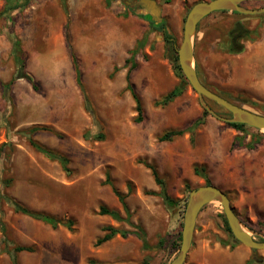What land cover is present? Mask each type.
Returning <instances> with one entry per match:
<instances>
[{
    "label": "rangeland",
    "instance_id": "obj_1",
    "mask_svg": "<svg viewBox=\"0 0 264 264\" xmlns=\"http://www.w3.org/2000/svg\"><path fill=\"white\" fill-rule=\"evenodd\" d=\"M157 1L163 6L165 29L179 48L187 14L201 0ZM263 2L253 0L245 6L260 7ZM68 4L70 17L61 0H31L13 15V29L24 47L25 72L37 88L20 78L9 96L5 85L17 65L10 25L0 17V148L8 144L0 174L12 181L5 194L32 210L71 222V228H53L16 212L10 200H3L0 220L6 225L9 248L34 249L18 253V264L170 263L179 252L174 242L182 234L190 193L206 182L196 168L204 167L211 182L230 196L243 223L257 239H264V129L250 126L240 132L205 114L200 96L176 69L164 31L148 17L130 12L121 0H68ZM5 6L6 0H0V16ZM68 18L95 118L76 82L65 40ZM238 22L249 32L233 46L231 31ZM144 36L147 43L136 55L132 71L144 109V119L138 123L137 103L127 89L129 68L124 64L129 50L137 47L135 41ZM194 49L199 76L210 89L264 114V82L254 81L258 72L264 76V17L214 12L199 24ZM179 85L184 90L174 102L155 104ZM206 101L227 117V109ZM199 118L203 123L193 139L190 133L170 141L159 139ZM36 126L45 128L31 132ZM99 133L103 139L92 138ZM255 137L260 139L254 148L248 147ZM31 138L66 155L71 173L35 149ZM144 162L157 167L175 207ZM108 172L126 195L129 212L106 183ZM102 205L120 211L123 220L100 214ZM223 214L219 201L202 209L185 264H247L251 259V264H264V250L255 253L233 237ZM107 226L129 234L96 245ZM7 247L0 228V264H14Z\"/></svg>",
    "mask_w": 264,
    "mask_h": 264
},
{
    "label": "trees",
    "instance_id": "obj_2",
    "mask_svg": "<svg viewBox=\"0 0 264 264\" xmlns=\"http://www.w3.org/2000/svg\"><path fill=\"white\" fill-rule=\"evenodd\" d=\"M31 0H6V6L4 8V10L1 13V18H4L7 23H9L10 25V36L13 38V50H12V55L14 56L16 65H17V70L14 73L12 79L5 85V93L6 96H9L8 94L10 93L13 85L15 84V82L20 79V78H26L28 79L30 82L33 83L34 88H37L36 83L34 82L33 78L27 74L25 72V58H24V47H23V43L22 41L17 37L14 29H13V15L19 11H22L24 8H26V6L29 5ZM247 2L250 1H246L243 3V5L245 6ZM257 2H263V1H258ZM264 3V2H263ZM61 4L62 7L66 13V15L68 17H70V11H69V4H68V0H61ZM264 4H262L260 7H263ZM255 8H259V7H255ZM128 10L130 12H133L136 14L135 10L132 8H128ZM217 12H231L233 14L236 15H243V16H248V17H264V14H260V15H245L236 11H227V10H223V11H217ZM142 17H145L144 15H139ZM151 24H153L154 26H156V28L163 30L164 34H165V42L168 44V46L170 47V49H172L173 54H174V59H175V66L176 69H178V71L180 72L181 76L184 78V74L182 72V69L179 65V60H178V44L177 42H175L173 35L171 34V32L168 29H165V25L163 23V21L159 24H157L155 21L151 20ZM71 25V21L70 18H68V21L65 25V40H66V44L69 50V54L71 56L74 68H75V72H76V82L78 84V86L80 87L85 99H86V106L87 109L89 110V112L92 114V116L95 118V113L93 111V109L91 108L90 102H89V97L87 95V91H86V86L83 82L82 79V74H81V67L79 64V60H78V56L74 50L73 44H72V39H71V29L70 26ZM147 43V37L144 36L142 39L138 40L136 45L137 47H134L132 49L129 50V54L130 56L125 60V64L124 66L128 69L126 78H127V89L132 93L133 98L135 99L136 103H137V112L138 115L135 119L136 122L140 123L143 121L144 119V109H143V104H142V99L139 96V94L136 92L133 82H132V71L133 69L137 66V63L135 61L136 59V55L139 53V50L143 49V47L146 45ZM139 47V48H138ZM116 70H119V67H116ZM183 86L179 85L178 87L174 88L172 91H170L169 93H167L165 96H163L160 100L155 101V104L157 106H168L170 103L174 102L175 99L177 97H179L182 93H183ZM223 97L227 98L225 95L220 94ZM231 101L232 98H227ZM209 100V99H207ZM215 102V101H214ZM235 102V101H233ZM217 103V102H216ZM237 103V102H235ZM238 104V103H237ZM240 105V104H239ZM221 106V105H220ZM223 107V106H221ZM205 114H209V112L207 110L204 111ZM227 117H232L231 112L228 111V114L225 115ZM202 118H199L197 120H195L192 124L188 125L185 128H181V129H174V130H169L167 132H165L164 134H162L160 136V140L161 141H170L173 140L177 137L183 136L185 133H190L191 137L193 139L194 133L196 131V129H198L200 127V125L202 124ZM229 126L235 128L236 130L240 131V132H244L247 130V128H249V125L243 124V123H227ZM45 127L42 126H36L33 127L31 129V132H36L37 130L40 129H44ZM90 135H86V137H89ZM95 140H100L104 138V134L103 133H99L98 135H93L92 137ZM260 139L258 137H255V139H253L251 141V143L248 145V147L250 148H254L257 140ZM236 141H240L241 143V138L240 137H236ZM30 142L32 144V146L37 149L38 151L44 153L47 157H49L50 159L57 161L60 163V165L62 166L63 170L66 173H71V169L69 167L70 165V161L69 158L64 155L63 153L56 151L52 148H49L45 145H43L42 143L34 140V139H30ZM8 146L7 143H5L4 145H2V147L0 148V160L3 159V156L6 152V147ZM144 164L151 169L157 183L159 185H161L164 188V195L166 197V199L168 200L169 204L172 207L176 206V201L171 199L166 193H165V186H164V181L161 179L159 171L157 169V167L153 164H150L148 162H144ZM2 163H0V168ZM196 172L197 174L201 175L204 179H205V184H213L210 180L209 175L206 172V168H202V170L196 168ZM1 177V182H0V203L7 199L10 200L14 206V209L16 212L22 213L24 215L30 216L36 220L42 221L50 226H52L53 228H59L60 225H68L70 228V224H66L63 221H61L58 217L53 216L49 213L46 212H41V211H35L30 209L29 207L25 206L24 204L16 201V200H12L10 199L6 194H5V187H7L8 185L11 184V180L10 179H4L3 176L0 174ZM106 183L110 184L113 188V191L115 192V194L120 198V200L122 201L125 209L127 212H129V208L127 205V201H126V195L121 193L113 184L112 179H111V174L108 172L107 173V178H106ZM205 208V207H204ZM100 214L102 215H110L112 216L114 219L116 220H123V217L121 215V212L115 209H109L108 207H106L105 205H102L100 207ZM224 217V222H225V226L227 228V230L233 235V232L229 226L228 220L226 218V216L223 214ZM0 228L1 231L3 232V236H4V241L6 243V245L8 246L6 248L7 252L11 255V257L13 258V263L14 264H18V253L20 252H25V251H33V247L31 246H27V245H17L15 246L13 249L9 248V241H8V237H7V229H6V225L5 223L0 220ZM105 230V234L97 239L96 245H102L110 240H112L113 238H115L118 234H120L123 237H127L129 234L128 230L125 229H119V228H115L112 226H107L104 228ZM140 237L143 241V245L144 248H148V242H147V238L144 232L140 233ZM260 240H264V239H260ZM181 241H182V234H179L178 239L174 242L175 244V249L178 250L180 249L181 246ZM253 259L249 260L247 262V264H251L253 263ZM163 264H167V262L163 263Z\"/></svg>",
    "mask_w": 264,
    "mask_h": 264
},
{
    "label": "water",
    "instance_id": "obj_3",
    "mask_svg": "<svg viewBox=\"0 0 264 264\" xmlns=\"http://www.w3.org/2000/svg\"><path fill=\"white\" fill-rule=\"evenodd\" d=\"M121 1L128 8L134 9L138 15H144L157 24L163 21V6L157 0ZM246 1L253 0H201L196 2L189 10L185 20L183 40L178 48V60L187 82L198 93L202 106L209 113L228 123H243L257 129H264V114L239 105L210 89L199 77L195 60L194 40L199 24L207 16L223 10L236 11L245 15L264 14V6L250 8L243 5ZM238 28L244 29L241 24H238ZM206 99L223 106L231 112L232 117H224L218 114L207 103ZM212 201H219L222 204L229 226L238 241L254 249L255 253L258 250H264V240L257 239L243 223L232 204L230 196L215 184H204L193 189L190 193L184 215L181 246L176 257L168 264L186 263L194 241L198 216L202 209Z\"/></svg>",
    "mask_w": 264,
    "mask_h": 264
},
{
    "label": "flooded vegetation",
    "instance_id": "obj_4",
    "mask_svg": "<svg viewBox=\"0 0 264 264\" xmlns=\"http://www.w3.org/2000/svg\"><path fill=\"white\" fill-rule=\"evenodd\" d=\"M238 24H240V23L239 22L236 23L234 29H232V31H231V34H232V45L233 46H237L239 41H240V39L243 38L249 32L248 28H246L245 26H243L244 29L238 28ZM197 71H198V75H199L200 72H199L198 68H197Z\"/></svg>",
    "mask_w": 264,
    "mask_h": 264
},
{
    "label": "bare ground",
    "instance_id": "obj_5",
    "mask_svg": "<svg viewBox=\"0 0 264 264\" xmlns=\"http://www.w3.org/2000/svg\"><path fill=\"white\" fill-rule=\"evenodd\" d=\"M255 82H264V76L260 75L259 72L255 76Z\"/></svg>",
    "mask_w": 264,
    "mask_h": 264
},
{
    "label": "crops",
    "instance_id": "obj_6",
    "mask_svg": "<svg viewBox=\"0 0 264 264\" xmlns=\"http://www.w3.org/2000/svg\"><path fill=\"white\" fill-rule=\"evenodd\" d=\"M138 39H139V38H138ZM138 39H137V40H138ZM140 39H142V38H140ZM140 39H139V40H140ZM135 44H136V41H135ZM133 46H134V44H133ZM132 48H133V47H132Z\"/></svg>",
    "mask_w": 264,
    "mask_h": 264
}]
</instances>
